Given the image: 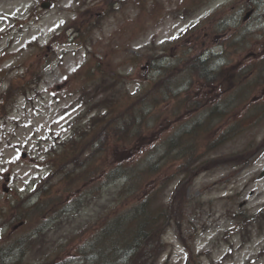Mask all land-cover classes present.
Returning a JSON list of instances; mask_svg holds the SVG:
<instances>
[{
  "label": "rangeland",
  "instance_id": "obj_1",
  "mask_svg": "<svg viewBox=\"0 0 264 264\" xmlns=\"http://www.w3.org/2000/svg\"><path fill=\"white\" fill-rule=\"evenodd\" d=\"M105 1L0 0V248L28 247L10 264L89 255L123 203L130 172L103 176L121 164L140 175L159 239L95 264H187L190 246V264H264V0ZM66 25L84 42L50 44ZM203 47L217 74L196 75ZM161 82L172 91L157 105ZM150 96L154 119L129 138L117 118Z\"/></svg>",
  "mask_w": 264,
  "mask_h": 264
},
{
  "label": "trees",
  "instance_id": "obj_2",
  "mask_svg": "<svg viewBox=\"0 0 264 264\" xmlns=\"http://www.w3.org/2000/svg\"><path fill=\"white\" fill-rule=\"evenodd\" d=\"M187 59V58H186ZM190 60L196 59L198 62L196 63L197 66L199 67V72L196 73V75L206 77L208 73L210 74H217V72L210 71L207 69L205 66V61L201 60L199 56L189 57ZM243 74L246 72H242ZM238 77V76H237ZM236 77V78H237ZM25 78V77H24ZM23 78V79H24ZM24 84L21 83V86ZM154 90L153 88H151ZM163 95L160 92H156L154 90V95H152V99H154L155 103L162 99ZM189 98V97H188ZM151 102V96L142 99L137 103V107H135L137 110H132L128 109L127 111H124L122 115H120L117 118L116 125L115 127H118L119 125L124 126V129L126 133L130 132L127 136L129 138L135 137V134L138 129L144 128V123L147 124V118L150 116L152 113L151 109L149 108V105L147 108H144L145 103H150ZM188 108V107H186ZM151 119H154V116H150ZM156 118V117H155ZM157 119V118H156ZM128 138L122 137L121 140H127ZM182 149V150H181ZM176 150H181V155L180 157L186 156L187 152L190 151V148L188 146L185 148H182L181 146H177ZM169 152L170 149H167ZM131 166L128 165H121L119 164L118 166L111 168V164L109 165V169L105 172L104 176V181L106 183L111 182L117 178H122L123 176L126 175V172L129 171L130 174L123 177L124 178V185L122 187V192L124 193V198H123V203L121 205L125 206L124 208H112L114 209L113 214L118 215L116 218H112L108 221L107 227L104 228L103 230H99L98 236L95 238L96 244L92 247V253H91V258L94 256V254H99L102 255L106 250H108L107 254L110 256H113L109 252L114 250L113 252H121L124 254H136L140 249H142L147 242L150 240L152 236L155 234H158V230H154V226L149 228L150 225L154 224V221L152 220V215L148 210V206H146V203H148V200H143L141 199L142 191L141 187H138V177H135L133 174V169L130 168ZM95 177V176H93ZM95 178H98L96 176ZM107 178V179H106ZM96 180V179H94ZM160 189V186L154 190L155 192ZM145 190V189H144ZM151 194V193H150ZM152 197V196H150ZM76 201H78V198H76ZM137 201V202H136ZM166 210L164 213L166 214ZM142 214H147L144 217H141ZM121 217L123 218L122 222V227L124 228L121 235L119 236H113V229L114 226H112L114 223L118 222ZM132 220H136L137 224L132 225ZM130 233L133 235L130 236ZM101 234V235H99ZM113 237L109 238L108 237ZM125 237V241L121 243H117V239ZM19 240L17 243H19L20 246L14 247L15 244L13 242H8V246L4 247L2 250H0V264H9V261L11 259V253L9 252L11 249H16L18 253L23 254L24 253V248L21 246ZM129 252V253H128ZM86 257L82 256L80 261L81 263L85 261Z\"/></svg>",
  "mask_w": 264,
  "mask_h": 264
}]
</instances>
